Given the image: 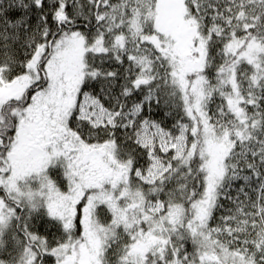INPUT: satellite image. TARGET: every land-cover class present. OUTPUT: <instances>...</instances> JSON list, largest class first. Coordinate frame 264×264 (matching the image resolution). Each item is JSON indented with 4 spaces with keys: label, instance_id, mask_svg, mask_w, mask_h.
<instances>
[{
    "label": "snow or ice",
    "instance_id": "6c2138e0",
    "mask_svg": "<svg viewBox=\"0 0 264 264\" xmlns=\"http://www.w3.org/2000/svg\"><path fill=\"white\" fill-rule=\"evenodd\" d=\"M0 264H264V0H0Z\"/></svg>",
    "mask_w": 264,
    "mask_h": 264
}]
</instances>
